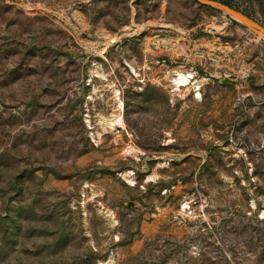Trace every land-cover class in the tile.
<instances>
[{"label": "rangeland", "instance_id": "374dc122", "mask_svg": "<svg viewBox=\"0 0 264 264\" xmlns=\"http://www.w3.org/2000/svg\"><path fill=\"white\" fill-rule=\"evenodd\" d=\"M0 264H264V38L197 0H0Z\"/></svg>", "mask_w": 264, "mask_h": 264}, {"label": "water", "instance_id": "95a60500", "mask_svg": "<svg viewBox=\"0 0 264 264\" xmlns=\"http://www.w3.org/2000/svg\"><path fill=\"white\" fill-rule=\"evenodd\" d=\"M200 3L208 4L218 10H221L236 20L240 21L247 28L264 38V23L255 16L246 13L241 8L231 5L222 0H197Z\"/></svg>", "mask_w": 264, "mask_h": 264}, {"label": "bare ground", "instance_id": "6f19581e", "mask_svg": "<svg viewBox=\"0 0 264 264\" xmlns=\"http://www.w3.org/2000/svg\"><path fill=\"white\" fill-rule=\"evenodd\" d=\"M193 74L179 71L177 73L176 82L178 84H187L192 81Z\"/></svg>", "mask_w": 264, "mask_h": 264}, {"label": "trees", "instance_id": "16d2710c", "mask_svg": "<svg viewBox=\"0 0 264 264\" xmlns=\"http://www.w3.org/2000/svg\"><path fill=\"white\" fill-rule=\"evenodd\" d=\"M222 1L227 2V3L231 4V5H234V6L238 7V8H241V9H242L243 11H245L246 13L252 15V13H251L248 9H246L245 7H243L242 5H240L239 3L234 2L233 0H222ZM253 16H254V15H253Z\"/></svg>", "mask_w": 264, "mask_h": 264}]
</instances>
